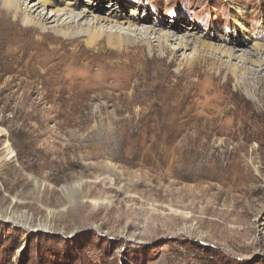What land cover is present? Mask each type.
<instances>
[{
  "label": "rangeland",
  "instance_id": "374dc122",
  "mask_svg": "<svg viewBox=\"0 0 264 264\" xmlns=\"http://www.w3.org/2000/svg\"><path fill=\"white\" fill-rule=\"evenodd\" d=\"M121 1L216 43L235 4L244 48L264 45V0ZM53 25L0 0V264H264V75L188 68L173 41L126 62Z\"/></svg>",
  "mask_w": 264,
  "mask_h": 264
},
{
  "label": "bare ground",
  "instance_id": "6f19581e",
  "mask_svg": "<svg viewBox=\"0 0 264 264\" xmlns=\"http://www.w3.org/2000/svg\"><path fill=\"white\" fill-rule=\"evenodd\" d=\"M2 1L4 7L11 11L15 17L20 16L22 23L26 26L38 27L41 31H45L49 28L47 25L54 24L50 27L54 34L65 39L75 40V42L82 41L86 48L92 49L94 52L111 50L116 56L124 57L126 62L141 60L146 57V52L148 56L154 52L159 53V56H164L170 51V45L167 42L173 41L177 47L171 51L172 56H176L180 50L192 49L191 57L180 55L188 68L197 62H207L210 70L214 71L216 75L226 69L237 82H244V79L239 75L241 72H247L254 77L264 75V45L252 42L249 36L251 42L249 47L247 45L249 50L244 48L246 43L241 40V37H247L250 34L243 21L236 20L235 15H239L243 20L246 17L235 4L230 6L235 14L232 20L236 26L240 27L241 31L237 30L232 35L218 33L221 42L216 43L213 42L210 34L205 36H203L206 34L205 32L200 35L195 34V30L198 28L196 25L186 26V29L191 31L181 33V29L185 28V22L180 24V20L176 19L162 20V15L154 16L153 19L159 21H154L151 25L146 26L145 23L151 18L142 15L137 8H131L129 14L123 12L124 15H122L123 13L119 12L127 10L125 2L121 0H109L105 9L103 0H38L31 4L30 9H27V0ZM23 5L26 6L22 8ZM39 5L42 6V10L32 16L34 11L32 9L36 10ZM79 6L82 9L76 11V7ZM48 7L54 8L50 10L49 14L43 11ZM82 20H84L83 25L80 23ZM156 25H160V27L156 28ZM225 39H228V42ZM257 56L260 57L257 58ZM222 57L227 60L223 61ZM232 60H237L241 64L235 65L231 62ZM243 64L255 65L257 69L246 70L242 67ZM136 67L140 68L141 63H137ZM114 68L113 74H105V71L91 72L86 75L84 80L86 79V84L97 79L99 82L111 79L112 83H116L121 74L127 71V67L123 64V66ZM122 83L123 86H128L127 80Z\"/></svg>",
  "mask_w": 264,
  "mask_h": 264
}]
</instances>
